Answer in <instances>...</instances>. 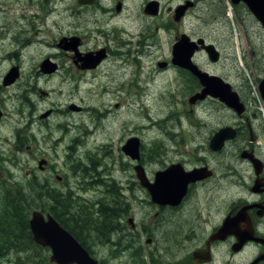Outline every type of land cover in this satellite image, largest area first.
Returning a JSON list of instances; mask_svg holds the SVG:
<instances>
[{"label":"flooded vegetation","instance_id":"flooded-vegetation-1","mask_svg":"<svg viewBox=\"0 0 264 264\" xmlns=\"http://www.w3.org/2000/svg\"><path fill=\"white\" fill-rule=\"evenodd\" d=\"M228 1L232 11L241 7L264 32L261 22L257 21L245 3L239 1L234 4L232 0ZM10 3L17 5V11L12 9L11 14H7ZM169 3L173 5L169 6ZM201 3L206 4V0H4V14L0 15V164L4 163V132L1 129L4 130L5 121L9 117L5 103L20 98L21 104L18 103L17 107L33 105L26 91L20 92L23 59L30 63L37 59L43 35L62 22L61 12H68L70 16L97 14L95 16L101 17L95 19L89 32L83 33V29H78L68 34H59L53 38L52 43H45L55 53H48L43 58L40 56L31 72L36 79L61 76L67 86L66 97L76 98V102L69 101L63 109H56L55 106V109H47L38 114L37 131L44 132L43 141L49 143L53 155L39 157V161L44 163L41 166L37 163L36 172L44 179L51 175L56 180L55 183L45 182L40 187L50 196L51 209L66 228L61 224L60 226L90 255L133 258L144 254L145 264H264V123L259 124L255 112L249 111L246 86L242 85L234 90L231 85L244 105L245 110L241 115L217 99L207 97L204 100H214L217 105L222 106L223 114L233 120L207 129L205 136H201V130L206 124L189 123L188 127L196 131L192 140L194 148H187L186 134L182 127L181 133L172 131L168 134L169 137L163 140L164 144L152 145L147 155L150 156V164H158L154 169L147 168L141 149L139 160L130 159L122 150L129 139L136 138L132 133L136 131L135 121L129 119V115L134 112L130 113L127 106L123 116L120 113L119 116L114 115L121 103L127 100L128 104L131 92L137 94L136 80H128L124 84L125 70L134 63L143 62L152 49L157 55L158 34L167 32L168 25L176 30L174 37L167 40L170 56L157 62L156 66L160 71L172 68L176 75L174 80H180L181 84V73L186 74L193 84L189 91L190 97L201 91L200 83L190 72L172 64V47L184 35L193 42L203 39L205 44L216 48L214 44L206 43L203 37H193L184 31L186 18ZM124 14H127L125 19L119 22ZM129 14L135 15L130 17ZM138 14H142L143 18L140 19ZM161 14H168L170 20L166 24H154ZM176 14L182 15L176 18ZM55 17L61 18V21ZM141 20L143 26L140 25L133 33L130 27L132 24L136 26ZM152 27L154 31L150 33ZM218 52L221 55L219 50ZM199 53L208 59L206 51L199 46L191 58L198 68L196 57ZM61 56H65V59H61ZM87 57L92 60H87ZM44 60H49L56 66L52 73H42L41 63ZM6 64L9 69L4 71ZM160 64L165 66L160 67ZM12 68H17V77L11 84L4 85V77ZM140 73L139 82H144L143 79L149 81L156 76L147 69ZM263 79L264 76L258 80V84ZM132 86H135L134 92L130 90ZM145 88L143 87L144 90ZM8 90L13 91L14 98L10 99ZM35 90L38 91L39 88ZM91 99H96L97 104H81L84 100ZM260 99L264 103L261 96ZM204 101L193 106L198 107ZM20 107L15 114H21ZM89 111L101 116V119L90 123H50L51 118L57 114L79 116ZM47 112L49 114L43 117ZM113 117L125 134L119 139V143L123 142V145L119 144V159L113 164L119 174L118 180L112 178L111 190L106 189L112 195L96 203L95 215L99 221L92 220L88 211L81 212L80 207L74 211L71 201L69 209L63 211L59 201L65 202V207H68L66 196L76 194L73 187L80 192L92 189L93 193H100V187L105 186L102 174L107 158L104 164L103 158L96 155L104 143H97L95 137L98 136L96 131L104 130L103 121ZM60 119H63L62 116ZM175 126L179 127V123ZM224 127L234 129L236 136L226 141L221 151H212L209 147L210 140ZM53 130L63 135L52 139ZM72 132L75 135L70 137ZM237 142L240 146L236 147L234 157L237 160L235 165L241 167L239 171L222 154L228 145L232 146ZM59 145H64L63 156L57 153ZM121 158L127 161L125 166L121 165ZM137 166L143 169L150 184L155 183L158 172L176 169V176L165 181L164 185L167 193L172 188L177 195L165 198L164 204L154 202L148 189L140 185L136 177ZM2 169L4 170L3 165ZM197 170L199 172L196 175H191ZM0 175L2 205L4 176ZM195 176L199 179H193ZM71 180H74L73 185ZM106 192L104 193L107 194ZM60 196L61 200L58 198ZM138 201L140 204L144 203L145 208V215L141 218L136 217ZM72 211L74 212L70 214ZM86 213L89 217H85ZM62 215L69 216L62 218ZM226 221L227 225L223 229ZM98 264H103V261L99 260Z\"/></svg>","mask_w":264,"mask_h":264},{"label":"rangeland","instance_id":"rangeland-1","mask_svg":"<svg viewBox=\"0 0 264 264\" xmlns=\"http://www.w3.org/2000/svg\"><path fill=\"white\" fill-rule=\"evenodd\" d=\"M212 1H214V3H210L209 0H206V4H199L198 8L188 15L186 18L187 25L184 27V31L188 35H193V37H203L206 43L214 44L221 52L220 60L217 63H211L203 54L199 53L196 57V64L201 70L222 77L235 88L234 90H238V87L242 85L246 86L248 92L247 97L250 102H248L249 111L255 112L257 116L256 121L259 124H261V122L264 123V103L260 99L257 89L258 80L264 76V32L246 11L241 9V7L233 8L234 10L232 11L231 7L228 6V0ZM171 5L173 4L169 3V6ZM1 7L2 11H0V15L4 14V0H0V8ZM12 9L17 11V5L14 3L8 4L7 14H11ZM60 14H63L62 22L52 31L43 35V44L39 47L40 51H38L37 59L35 58L32 63L25 62V59H23L24 64L21 68L23 77L19 82L20 92L26 91L33 105H22V107H17L18 103L21 104L20 98L16 101L5 103L9 112V117L5 121L4 130L1 129V131L4 132V163L0 164V174H3L4 180L9 179L20 183H27L31 180L36 187L34 195L36 204L45 206L51 205L50 198L48 194L43 192L40 185L45 184V182L55 183L56 180L51 175H49L50 178L44 179L43 176H38L36 172L38 170L37 163L39 157L53 155L49 143L43 141L42 134L44 132L38 133L37 131L38 123L36 118L39 113L47 109H55V106L56 109H63L69 101L76 102V98L69 99L66 97L67 86L61 76H54L49 79H36L31 72L35 69L40 56L43 58V56L48 53H55V51L50 50L45 43H52L53 38L58 37L59 34H68L78 29H83V33L89 32L88 29L95 22V19H101L100 16H95L97 14H74L73 16H70L68 12H61ZM126 15L127 14H124V18L119 22H122ZM133 15L135 14H129L130 17ZM138 15L140 19L143 18L142 14ZM60 19L61 18H56L58 21H61ZM169 20L170 17L168 14H161L154 24H166ZM146 21L147 23L149 22L148 20ZM140 25L143 26L142 20L140 22L138 21L136 26L132 24V27H130L131 31L135 33ZM150 29V33H153L154 27ZM167 29V32H160L158 34L157 55L152 49L150 53H148V58L144 57L143 62L134 63L125 70L124 84L128 82V80L129 82L136 80L137 94L134 95L131 92V99L128 101V104L126 103L127 100L125 103H121V107L115 109L117 112L114 113V115L118 114L119 116L120 113L121 116H123V112L127 110V106L130 113L134 112V114L129 115V119L133 122L135 121L136 124V131L132 133L134 134L133 136L140 141L143 160L149 170L154 169L158 165L156 163H149L150 156L147 154L150 148L152 145L164 144L165 141L163 140H166L169 137L168 134H171L172 131H180L181 133L180 127H182L183 132L186 134L185 139L187 148H194L195 143L192 140L196 131L188 127L189 123L199 122L206 124L204 129L201 130V136H205V134L208 133L207 129L214 128L218 123L231 122L233 120L223 114L224 112L221 110L222 106L217 105V103L211 99L204 101L198 107H194L195 105L190 107L188 105V98L190 97L189 91L193 88V84L188 76L180 72L183 77L181 84L180 80H174L176 75L172 68L164 71H160L157 68V62L166 60L167 57L170 56L167 40H171L176 33V30L173 29L171 25H168ZM145 30L143 31L148 32L147 29ZM92 43L93 40L91 41V44ZM93 46L94 44H92L91 47ZM25 58L27 59V56ZM60 58L65 59V56H61ZM7 68L9 69V66L7 64L4 65V71H6ZM143 69L149 70L151 74L158 77L155 76L148 81L147 79H143L142 73L144 82H139L141 76L140 71ZM130 73L132 77L129 78ZM139 83H142V85H139ZM37 87L39 88L38 91L35 90ZM134 87L135 86H132L130 89L133 92ZM143 87H146L145 90ZM41 92H46L47 96L42 95L43 93ZM7 94L11 96L10 99L14 98L12 90H8ZM96 102V99H94V101L91 99L84 100L81 104L91 106L96 105ZM19 107L22 108L21 114H15ZM229 114L230 113H228V115ZM61 116L63 119H60ZM61 116L59 114L53 116L50 123L58 124L74 121L90 123L92 120L99 121V119H101V116L96 113L93 114L91 111L88 113L85 112L79 116ZM177 123H179V127L175 126ZM103 125L104 130L96 131L98 136L95 138L97 139V143H104L103 146L99 147L100 149L96 155L103 158L104 164L105 158H107L106 166L102 174L105 186L100 187V193H93L92 189L86 192H80L76 187H73L72 189L76 194L66 196L68 207L63 209V211L68 210L69 202L71 201L70 205H73L74 211L80 207L79 210L81 212L88 211V213H90V218L96 221L98 220V217L95 215V210L97 208L96 203L104 197H111L112 194L107 193L106 189L108 188L111 190L112 178L118 180L119 174L117 169L115 167L113 168V164L119 159L118 149L123 145V142L122 144L119 143V139L125 134V131H121L119 128V123L114 121V117L108 121H103ZM133 128L134 125L132 129ZM51 133L52 139L63 135V133L54 130ZM74 135L75 132H72L70 137ZM237 146H240L239 142L232 146L228 145L222 154L226 155L228 159L233 162L234 167L239 171L241 167L236 166L237 164L235 165L237 160L234 157ZM89 147L92 148V145H89ZM57 153L63 156L64 145L58 146ZM126 162L127 161L121 158L122 166H125ZM2 165L4 166V170L2 169ZM0 178L2 179L1 175ZM71 181V185H73L74 180ZM137 193L139 192L137 191ZM1 195L2 192L0 190V197ZM58 198L60 200L62 199L61 196ZM143 205L144 203L140 204L139 201L136 203L137 218H141L145 215V208ZM68 216L69 215H62V218ZM89 233H91V230ZM142 241L144 243V239ZM94 242H96V239H94ZM38 248L39 246L33 250L30 248L31 253H10L6 261H4V256L2 255V257H0V264H12L17 257L21 256L23 258L26 256L24 264H41V256H47L49 261V250L45 251L46 249L44 248ZM143 250H145L144 247ZM91 256L97 261H103V264H145L146 261L144 254H138L133 258Z\"/></svg>","mask_w":264,"mask_h":264},{"label":"water","instance_id":"water-1","mask_svg":"<svg viewBox=\"0 0 264 264\" xmlns=\"http://www.w3.org/2000/svg\"><path fill=\"white\" fill-rule=\"evenodd\" d=\"M239 1L245 3L252 15L257 21L261 22L264 28V0H232L234 4ZM181 15L182 14H176V18ZM199 46L206 51V55L211 63H217L219 61L220 53L218 50L211 44H205L203 39H198L196 42H193L184 35L172 47V64L190 72L202 87L200 92L188 99V104L192 106L197 101H203L207 97H212L223 103L226 107L232 109L236 114L241 115L245 108L243 103L240 102L238 94L232 90L231 85L220 76L202 71L192 63L191 58L195 51L198 50ZM86 59L92 60L89 57ZM164 66V64H160V67ZM55 67L56 66L49 60H44L41 63V71L45 74L52 73ZM17 72V68H12L4 77V85L11 84L16 79ZM258 92L264 100V79L258 84ZM42 95H45V93ZM48 114L49 112L44 114L43 117H46ZM235 136L236 132L231 127L221 128L211 138L209 147L212 151L219 152L223 149L224 143L234 139ZM139 149L140 142L138 138L129 139L122 147L125 155L132 160H139ZM43 163V161H39L38 165L41 166ZM176 172L177 170L174 168L165 172H158L155 176V183L150 184L143 169L140 166L136 167V177L140 185L147 188L152 195L153 201L159 204H164L165 198H173L177 195L175 191L171 190L172 188H170V191L167 193L168 190H165L166 186L164 185L165 181L171 180L176 176ZM198 172L197 170L191 175H196ZM193 179L199 178L195 176ZM226 225L227 221L223 229H225ZM29 229L32 234L33 242L42 248L49 249V261L52 264H98V261L91 257L50 214L32 211L29 219Z\"/></svg>","mask_w":264,"mask_h":264},{"label":"trees","instance_id":"trees-1","mask_svg":"<svg viewBox=\"0 0 264 264\" xmlns=\"http://www.w3.org/2000/svg\"><path fill=\"white\" fill-rule=\"evenodd\" d=\"M35 189L36 187L31 180L27 183L4 180V204L0 205V257L3 255L4 261L8 259L10 253H31L30 248L32 250L37 248L29 229L32 211L49 213L59 224L65 227L51 206L36 204ZM59 204L60 207L65 208V202L59 201ZM85 217L89 216L86 214ZM38 249L42 248L39 247ZM45 249L48 251L47 248ZM25 258L26 256L24 258L22 256L17 257L12 264H24ZM40 260L41 264H50L47 256H41Z\"/></svg>","mask_w":264,"mask_h":264},{"label":"bare ground","instance_id":"bare-ground-1","mask_svg":"<svg viewBox=\"0 0 264 264\" xmlns=\"http://www.w3.org/2000/svg\"><path fill=\"white\" fill-rule=\"evenodd\" d=\"M230 13V12H229Z\"/></svg>","mask_w":264,"mask_h":264}]
</instances>
